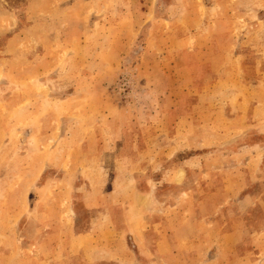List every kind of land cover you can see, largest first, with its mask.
<instances>
[{
	"label": "rangeland",
	"instance_id": "obj_1",
	"mask_svg": "<svg viewBox=\"0 0 264 264\" xmlns=\"http://www.w3.org/2000/svg\"><path fill=\"white\" fill-rule=\"evenodd\" d=\"M5 132L0 264H264V0H0Z\"/></svg>",
	"mask_w": 264,
	"mask_h": 264
},
{
	"label": "crops",
	"instance_id": "obj_2",
	"mask_svg": "<svg viewBox=\"0 0 264 264\" xmlns=\"http://www.w3.org/2000/svg\"><path fill=\"white\" fill-rule=\"evenodd\" d=\"M7 133L5 132L4 138L0 139L4 142L6 139ZM7 144V143H6ZM207 171H214L208 167H205ZM38 175V172L37 174ZM131 201H126L123 203L121 207L122 210V235H130L133 243L137 247L140 252L149 253L150 250L153 252H163L170 253L172 250L171 243V233L168 232L166 228L160 229L159 231H155L152 229L143 230L141 229V222L143 216L139 217L138 214H135L137 218L134 216V207L131 205ZM131 206V207H130ZM151 210V209H150ZM162 211H165L162 209ZM150 216V215H149ZM93 223H91L90 228L82 235H76L73 240L78 241L79 238H83L84 240L90 242V244H94L93 246L97 249L96 253L99 255L98 259L95 260L97 263L104 261L107 258H103L102 253L105 257H107V248L111 246V241L118 238V244L122 245L121 236L119 233H114L109 229V224L111 226V219L107 214V218L102 217L101 213H97L94 215ZM149 220V219H148ZM168 223V220H166ZM117 237H116V236ZM121 240V241H120ZM94 242V243H93ZM101 246V248H99ZM101 253V254H100ZM129 255L127 254V257ZM128 260H124L128 263H131L130 257Z\"/></svg>",
	"mask_w": 264,
	"mask_h": 264
}]
</instances>
